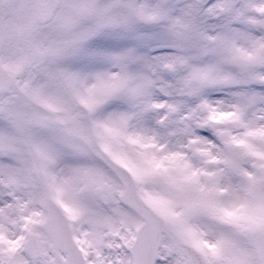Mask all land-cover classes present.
Instances as JSON below:
<instances>
[{
    "label": "snow or ice",
    "instance_id": "snow-or-ice-1",
    "mask_svg": "<svg viewBox=\"0 0 264 264\" xmlns=\"http://www.w3.org/2000/svg\"><path fill=\"white\" fill-rule=\"evenodd\" d=\"M0 264H264V0H0Z\"/></svg>",
    "mask_w": 264,
    "mask_h": 264
}]
</instances>
